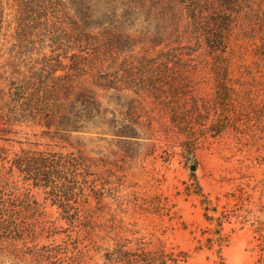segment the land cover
<instances>
[{"label":"rangeland","instance_id":"rangeland-1","mask_svg":"<svg viewBox=\"0 0 264 264\" xmlns=\"http://www.w3.org/2000/svg\"><path fill=\"white\" fill-rule=\"evenodd\" d=\"M234 9L226 58L237 91L226 93L214 91L216 54L194 45L178 0H0V91L26 82L39 88L76 62L86 71L76 76L77 89L95 91L102 110L68 142L32 121L3 126L10 131L0 140V169L20 150L76 153L77 145L84 166L72 198L13 170L10 181L29 189L34 210L0 220V264H121L127 252L156 248L185 252L178 264H264V0ZM187 44L197 50L194 91L186 94L234 113L216 137L195 126L191 146L151 95L97 87L102 77L132 75ZM162 93L171 105V91Z\"/></svg>","mask_w":264,"mask_h":264},{"label":"trees","instance_id":"trees-1","mask_svg":"<svg viewBox=\"0 0 264 264\" xmlns=\"http://www.w3.org/2000/svg\"><path fill=\"white\" fill-rule=\"evenodd\" d=\"M244 0H178L184 6L186 17L190 22V39L194 45L207 48L210 53L216 54L212 57V68L214 70V91H237L229 85L227 76L229 57V37L234 26V16L238 7ZM18 13V29L23 31L25 25L23 11ZM27 17V16H26ZM194 46L177 45L170 47L160 53L150 65L142 67L139 71L129 76L100 77L105 80L103 84L97 85L102 91H122L124 86L129 90L151 95L160 105L161 109L169 116L172 128L178 134L187 138L188 145L194 144V138L198 131L196 127H202L212 137L218 136L225 128L230 126L233 112L225 109L218 110L210 106V103L199 98L187 95L186 91H194L191 81V72L195 70L196 60L192 54L197 49ZM69 70L72 73L65 74L55 79H48L47 83L41 81L42 85L35 89V83L28 87L24 83L17 90L0 91V140L10 129L3 127L10 122L32 121L46 128L43 132L47 137L59 142H68L73 133L88 129L92 121L102 115L100 103L95 91L78 88L76 76L85 74L83 65L74 63ZM55 71L52 69V72ZM106 76V75H105ZM40 77L35 81L40 82ZM99 78V79H100ZM48 81L53 82L52 85ZM12 84L9 83V86ZM32 88L33 91H25ZM125 89V88H124ZM162 91H171L172 100L166 102V98L157 96ZM185 91V92H184ZM7 97V100H4ZM219 100L215 98L213 104ZM212 107V108H211ZM218 110V113H217ZM213 112V122L205 127L208 114ZM205 114V115H204ZM3 122V123H1ZM79 144V143H77ZM44 151L20 150L14 154L10 161L8 170L0 169V220L4 217L12 218L17 215H25L33 211L29 195V189L19 187L16 182L10 181L14 169L23 175L24 182H32L34 187L50 188L55 192L63 191L64 197L72 198L76 195L77 171L84 166L81 146L77 145L76 153H62L54 149ZM6 158L5 151L0 147V161ZM62 181L57 186L56 181ZM78 188V187H77ZM196 188L199 190V187ZM68 200V199H66ZM20 210L14 212L16 207ZM185 252H166L162 248L139 253H125L117 258L121 264H178L185 261ZM221 264V263H220Z\"/></svg>","mask_w":264,"mask_h":264},{"label":"water","instance_id":"water-1","mask_svg":"<svg viewBox=\"0 0 264 264\" xmlns=\"http://www.w3.org/2000/svg\"><path fill=\"white\" fill-rule=\"evenodd\" d=\"M189 169H190V171H195L196 170V166L195 165H191Z\"/></svg>","mask_w":264,"mask_h":264}]
</instances>
